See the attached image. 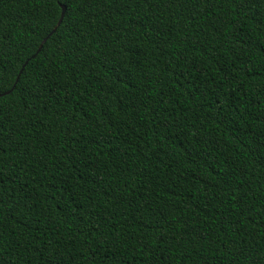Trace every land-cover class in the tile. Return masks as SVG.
<instances>
[{"label": "trees", "instance_id": "trees-1", "mask_svg": "<svg viewBox=\"0 0 264 264\" xmlns=\"http://www.w3.org/2000/svg\"><path fill=\"white\" fill-rule=\"evenodd\" d=\"M11 88L0 264H264V0H0Z\"/></svg>", "mask_w": 264, "mask_h": 264}, {"label": "water", "instance_id": "water-1", "mask_svg": "<svg viewBox=\"0 0 264 264\" xmlns=\"http://www.w3.org/2000/svg\"><path fill=\"white\" fill-rule=\"evenodd\" d=\"M61 6H62V12H61L60 18H59L58 22L56 23L55 27L53 28L52 32L55 31V30L57 29V27L60 25V23H61V21H62V19H63V17H64L65 10H66V6H65L64 4H61ZM46 38H47V37H45V38L42 40V42H41V44H40V47L38 48V51L41 49V47H42L43 43L45 42ZM20 72H21V71H20ZM18 77H19V75L17 76V79H18ZM14 85H15V83H14ZM14 85H13V87H14ZM13 87H12V88H13ZM12 88L9 89V90H7V91H5V92L0 93V96H1V95H4V94H6V93H9V92L12 90Z\"/></svg>", "mask_w": 264, "mask_h": 264}]
</instances>
